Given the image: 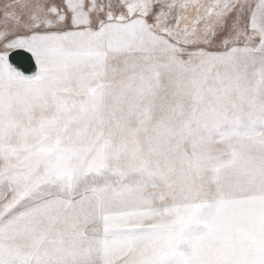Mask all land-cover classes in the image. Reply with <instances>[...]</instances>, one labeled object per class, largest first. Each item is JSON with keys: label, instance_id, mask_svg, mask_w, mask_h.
<instances>
[{"label": "snow or ice", "instance_id": "6c2138e0", "mask_svg": "<svg viewBox=\"0 0 264 264\" xmlns=\"http://www.w3.org/2000/svg\"><path fill=\"white\" fill-rule=\"evenodd\" d=\"M0 264H264V0H0Z\"/></svg>", "mask_w": 264, "mask_h": 264}]
</instances>
